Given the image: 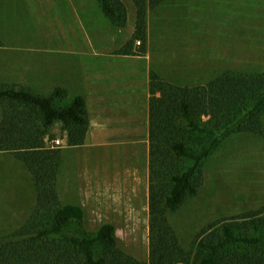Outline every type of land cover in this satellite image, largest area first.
Returning a JSON list of instances; mask_svg holds the SVG:
<instances>
[{"label": "rangeland", "instance_id": "obj_1", "mask_svg": "<svg viewBox=\"0 0 264 264\" xmlns=\"http://www.w3.org/2000/svg\"><path fill=\"white\" fill-rule=\"evenodd\" d=\"M121 1L127 11L123 28L103 16L96 0H0L2 83L43 96L62 88L68 101L81 95L90 115V134L96 133L102 114L107 120L102 128L115 138L117 130L131 129L135 120L139 125L145 122L150 71L180 87L206 84L226 70L264 72V0H168L148 12L144 56L117 53L130 39L135 17L132 2ZM262 122L264 128V115ZM46 141L61 149V204L84 210L77 232L91 234L111 223L125 253L145 262V148H130V158H112L118 146L101 142L96 158H87V145L79 164L78 158H71L75 151L66 148L65 133L58 126ZM34 203L35 190L25 167L14 158L0 157V236L18 229ZM261 210L264 133L230 134L205 160L198 194L168 219L188 250L208 225Z\"/></svg>", "mask_w": 264, "mask_h": 264}, {"label": "trees", "instance_id": "obj_2", "mask_svg": "<svg viewBox=\"0 0 264 264\" xmlns=\"http://www.w3.org/2000/svg\"><path fill=\"white\" fill-rule=\"evenodd\" d=\"M96 1L113 26L125 27L127 11L121 0ZM130 1L133 32L117 53L144 56L148 12L168 0ZM148 84V253L139 262L125 253L111 223L79 234L84 210L59 199L61 149L49 147L46 138L58 126L68 147L82 146L88 130L85 99L76 95L68 101L62 88L43 96L3 84L0 72V152L25 167L35 190L26 221L0 236V264H264V210L208 225L188 250L168 219L198 194L204 162L222 139L263 135L264 72L226 70L206 84L180 87L150 71Z\"/></svg>", "mask_w": 264, "mask_h": 264}, {"label": "crops", "instance_id": "obj_3", "mask_svg": "<svg viewBox=\"0 0 264 264\" xmlns=\"http://www.w3.org/2000/svg\"><path fill=\"white\" fill-rule=\"evenodd\" d=\"M86 110H87V108H86ZM87 115H88V127H89L91 124V120H90V115H89L88 111H87ZM105 122L107 123V120L105 119V115L99 114V125L95 128L96 133L94 132L95 133L94 136H92L90 134L89 128H88L86 140L82 146H78V147H68L67 146L66 147L67 149H73V151H75L71 155V158H78L79 164H80V153H81L82 149L84 147H86L87 145L90 147L89 151H87V153H88L87 158H96L95 156H93V154H94L96 148L101 145V142H102L103 146H112V145L118 146L117 151H116V155H118V156L114 155L112 158H118V157L119 158H130V148L132 150L133 147L137 148V147L143 146L145 148L144 149V158H146V192H147V174H148L147 158H148V125H149L148 106H147V110H146L145 122L143 120L142 124L139 125L140 122L135 120V122L133 124H131V129H129V130L124 129L123 130L124 132H122V130L121 131L117 130V132H116L117 134H116L115 138H112V136L110 134H107L108 132L104 131L105 129L102 128L104 126ZM100 138H101V140H100ZM92 147L95 149L94 150L91 149ZM110 151L113 152L112 149H110ZM114 153H115V151H114ZM0 157L14 158L13 156H11L9 154L0 155ZM108 158H110V156ZM57 188H58V185H57Z\"/></svg>", "mask_w": 264, "mask_h": 264}]
</instances>
